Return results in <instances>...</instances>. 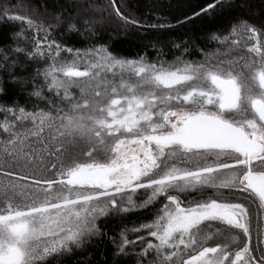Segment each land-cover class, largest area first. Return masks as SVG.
Wrapping results in <instances>:
<instances>
[{"label": "snow or ice", "instance_id": "1", "mask_svg": "<svg viewBox=\"0 0 264 264\" xmlns=\"http://www.w3.org/2000/svg\"><path fill=\"white\" fill-rule=\"evenodd\" d=\"M128 7L49 14L0 0V22L17 25L0 48V96L6 81L20 93L0 102V264H60L112 218L110 264H264V20L233 18L191 60L189 41L164 33L229 0L175 24ZM109 9L124 31L161 35L120 56L96 27Z\"/></svg>", "mask_w": 264, "mask_h": 264}, {"label": "trees", "instance_id": "2", "mask_svg": "<svg viewBox=\"0 0 264 264\" xmlns=\"http://www.w3.org/2000/svg\"><path fill=\"white\" fill-rule=\"evenodd\" d=\"M20 0H13V3H19ZM83 0H25V3L37 7L39 12L45 10L49 14L60 13L73 9L75 3H82ZM118 3H124L125 0H117ZM129 7L122 9L123 11L133 13L138 19L142 18L146 23H157L167 21L175 24L176 19L183 20L185 16H192L194 12L200 11L201 7L206 6L212 0H126ZM99 7L104 8L108 5V0H94ZM231 7L217 9L215 13L195 18L192 22L186 23L183 27H178L176 31L164 33L172 39L177 37L188 40L192 45V53L185 59L202 60L204 58L200 49L215 51L217 44L210 39L211 33L218 32L219 29L227 25L230 20L236 17L248 18L250 21L260 23L264 20V0H229ZM110 9L103 13L100 19L97 13L98 35L103 39L109 36L114 37L113 47L120 56L129 58L135 57L142 46L149 40H154L161 33L154 30H145L143 27H129L127 31L122 28V21L109 15ZM75 15V11L72 12ZM17 28V25L10 22H0V48L11 44L10 35ZM64 40L68 46L79 48L87 47L91 43L83 36L75 33H65ZM151 51V49H148ZM171 60L172 56L165 57ZM8 87V95L0 96V102L7 100L9 97L19 98V89L5 82ZM130 220L134 223L142 220L140 213L129 214ZM129 227L132 226L130 223ZM103 232L106 235L97 236L92 242L82 250H77L71 255L60 258V264H110L112 258L113 244L112 236H119L120 221L118 218H112L102 225ZM133 233H130L132 237ZM134 236V235H133ZM51 264H56V259H52ZM128 264H134V260L129 259Z\"/></svg>", "mask_w": 264, "mask_h": 264}, {"label": "rangeland", "instance_id": "3", "mask_svg": "<svg viewBox=\"0 0 264 264\" xmlns=\"http://www.w3.org/2000/svg\"><path fill=\"white\" fill-rule=\"evenodd\" d=\"M204 59V58H203ZM202 59V60H203ZM257 204H258V201H257ZM254 211H255V208H256V205L255 204H251L250 203V205H249ZM261 218H264V216H261ZM254 223H255V221H254ZM255 234V229H254V232H253V235ZM132 235V239H135L136 237H135V234H131ZM134 235V236H133ZM93 239V238H92ZM77 251V250H76ZM67 255H64L63 257H66ZM54 259V258H53Z\"/></svg>", "mask_w": 264, "mask_h": 264}, {"label": "flooded vegetation", "instance_id": "4", "mask_svg": "<svg viewBox=\"0 0 264 264\" xmlns=\"http://www.w3.org/2000/svg\"><path fill=\"white\" fill-rule=\"evenodd\" d=\"M260 219L264 220V218H261V217H260ZM253 243H255V234L253 235Z\"/></svg>", "mask_w": 264, "mask_h": 264}]
</instances>
